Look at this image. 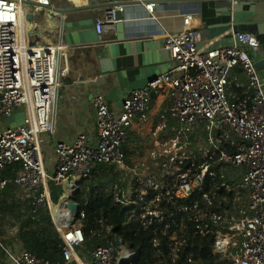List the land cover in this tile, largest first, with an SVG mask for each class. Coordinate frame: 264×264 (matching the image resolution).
Masks as SVG:
<instances>
[{
    "label": "built area",
    "instance_id": "1",
    "mask_svg": "<svg viewBox=\"0 0 264 264\" xmlns=\"http://www.w3.org/2000/svg\"><path fill=\"white\" fill-rule=\"evenodd\" d=\"M128 1L151 15L157 31L153 38L163 43L175 65L169 73L132 88L116 108L105 95L96 94L97 141L86 131L74 141H58L49 170L42 134L55 132L52 112L63 78L86 81L83 57L77 52L85 46H75L63 35L57 42L28 46L25 5L45 9L53 0H0V193L14 183L28 194L31 224L17 230L52 223L63 241L62 259L50 262L16 250L0 237V260L3 254L8 264H123L129 245L114 225L94 232L105 245L79 249L86 242L90 199L105 194L114 202L112 213L125 222L136 220L151 232L147 264H210L196 250L206 241L212 244L211 256L229 264H264V77L252 58L260 46L257 37L236 24L205 40L198 10L183 7L199 2ZM125 8L105 9L95 20L93 50L116 40V26L124 22L116 19V11L125 13ZM156 11L182 17V29L160 20ZM226 37L227 44L215 45ZM21 106L27 107L25 125L5 128L3 119ZM130 124L144 127L137 144L151 137L153 150L143 160L126 163L108 180L110 187L87 198L101 184L104 170L109 172L124 158ZM16 164L10 183L5 171ZM117 237L122 246L116 244Z\"/></svg>",
    "mask_w": 264,
    "mask_h": 264
},
{
    "label": "crops",
    "instance_id": "2",
    "mask_svg": "<svg viewBox=\"0 0 264 264\" xmlns=\"http://www.w3.org/2000/svg\"><path fill=\"white\" fill-rule=\"evenodd\" d=\"M118 1L122 0H115V2ZM146 1L148 0H144V2ZM172 1L157 0L161 5H172L174 3ZM92 2L105 4L109 0H53L52 5L45 9L30 4L24 7L23 31L28 46H33L39 42H57L62 35L66 36L68 41L75 44V46H85L77 52H80L83 57L81 65L84 68V79L86 81L75 82L72 77L63 78L52 112L55 132L53 134H42L45 165L49 170H52L56 161L55 146L58 141H74L81 131H86L93 142L97 141L96 112L93 105V97L96 94L105 95L109 105L116 108L117 103L123 100L132 88L146 85L148 82L169 73L175 65L171 61L169 52L164 49L163 43L153 38L152 34H156L157 31L152 20H150L151 15L146 9H139L134 5L127 6L125 13H123L125 38L119 39L116 28V40L111 44L104 45L98 52L92 49L96 39L94 27L95 20L104 14V9L66 14L62 17L65 20L64 27L53 25L52 20H49L52 15H59L56 12L57 10L86 6ZM183 7L198 10L200 15L197 23L205 40L219 36L236 24H239L240 31L244 30L243 32L255 35L260 46L252 53V58L257 72L264 77V0L205 1L184 3ZM27 16H30L31 20H28ZM156 16L160 20L169 23L176 31L182 29V17L172 12L161 11H156ZM65 22H70L72 25L67 26ZM228 37L223 38L215 45L227 44ZM159 93L160 90H156L154 98ZM26 119L27 107L21 106L3 119V125L5 128H22L26 123ZM130 130L131 139L125 154L130 145L134 144L138 147V151L134 153L136 160L129 161V163H132L143 160L153 149V146L147 140L141 145L137 144V134L145 131L143 126L130 124ZM126 163L120 166L121 162H119L111 167L109 172L107 171L108 173L104 174V179L108 178L113 172L114 175L116 172L121 171ZM11 167L13 172L8 171ZM15 167H19V165L9 166L5 171V176L10 183L13 182L15 177ZM117 168L118 170L115 172ZM110 189L104 188V192ZM17 190L23 191L18 185L11 183L2 193L7 194L9 201L11 191H14V194ZM21 201L28 206V209L24 211V219L28 215L30 201L23 193ZM8 214L3 216L9 217ZM20 234L15 232L2 233L0 230V237L5 239L4 243L19 250L23 249L18 239ZM9 235L15 236L9 240ZM84 247L83 245L79 249L83 250ZM0 262L8 264L9 260L2 254ZM219 262L229 264L227 261L218 258Z\"/></svg>",
    "mask_w": 264,
    "mask_h": 264
},
{
    "label": "trees",
    "instance_id": "3",
    "mask_svg": "<svg viewBox=\"0 0 264 264\" xmlns=\"http://www.w3.org/2000/svg\"><path fill=\"white\" fill-rule=\"evenodd\" d=\"M18 168L19 167L14 168L15 173ZM12 169L11 167L8 171L13 172ZM54 194L55 199H57L58 191L56 190ZM113 207L114 202L108 195L97 194L90 199L86 209L87 218L84 220L86 225L85 247L87 246L86 248L90 249L92 246L100 244L105 245V243L101 241L100 236L94 235V232L102 226L114 225V231L118 233L117 235L120 236L127 245H132L133 249L138 252V258L131 264H147V255L151 251V232L142 229L139 222L136 220L125 222L122 216L111 212ZM30 210L31 206H29V211ZM16 211H18V207L8 201L6 193L1 192L0 214L4 215L9 212L15 213ZM29 211L26 220L23 219L20 228H26L31 224ZM18 239L24 251H29L50 262H56L62 259L63 241L60 239L58 231L52 223L38 229L23 232L18 236ZM196 250H198V255L203 254L206 258L210 259V264H225L224 262L218 263V257L214 258L211 256L212 244L210 241L197 244Z\"/></svg>",
    "mask_w": 264,
    "mask_h": 264
},
{
    "label": "water",
    "instance_id": "4",
    "mask_svg": "<svg viewBox=\"0 0 264 264\" xmlns=\"http://www.w3.org/2000/svg\"><path fill=\"white\" fill-rule=\"evenodd\" d=\"M178 2H205V1H219V0H176ZM34 6H37L35 4H31ZM136 5V2H131V1H118L115 2V0H109V2L105 3V4H89L86 6H80V7H72V8H67L65 10H57V14L59 15H52L51 17H49V20H52V23H54L53 25H60L61 27H64V19L62 17H64L66 14H70V13H74V12H81V11H89V10H98V9H111L117 6H133ZM28 20H31L30 16H27ZM116 19L118 21H121L123 19V13L120 11H116ZM65 25L67 26H71L72 24L70 22H65ZM117 34L119 39H124L125 38V22H118L117 24ZM243 27V26H241ZM245 29V28H242ZM244 31V30H243ZM65 186L67 188H70V180H67L65 182ZM78 212H76V216H75V220H77L78 217ZM22 229L19 230H15V233H22L21 232ZM117 231V229H116ZM116 244L118 246H122L123 242L121 241V239L119 237L116 238ZM132 251H134L133 246L129 245V249L128 251L125 252L124 254V262L123 264H131L133 263L137 258H138V254L137 253H132Z\"/></svg>",
    "mask_w": 264,
    "mask_h": 264
},
{
    "label": "rangeland",
    "instance_id": "5",
    "mask_svg": "<svg viewBox=\"0 0 264 264\" xmlns=\"http://www.w3.org/2000/svg\"><path fill=\"white\" fill-rule=\"evenodd\" d=\"M2 124H3V121H2ZM147 142H149L152 145L151 137L147 138ZM151 150H153V149H151ZM104 173L106 174L105 170H104ZM104 177L105 176H103V178L100 180L101 184L99 185V187H97L93 192L85 195L87 198L92 197L99 190V188H102L105 186H108V187L111 186L110 183L107 184L108 181L106 179H104ZM112 178L113 177L109 178V180H111ZM104 180H106L105 183H103ZM13 192L14 191H11V193H10L9 202L11 204H15L18 207V211H16L15 213L9 212V214H8L9 217L8 216L4 217L3 215L0 214V230L2 231V233H9L10 234V233H13L15 230H17V228L20 227V225L23 222V216H25L24 211H26L28 209V206L24 205L21 201L22 193L25 194L26 198L28 197V194L25 191H20V190H17L14 194H13ZM18 194H20V195L18 196ZM24 219L26 220L25 217H24ZM13 248H15L16 250H19L16 247H13ZM80 252H81V254H84L83 251H80Z\"/></svg>",
    "mask_w": 264,
    "mask_h": 264
},
{
    "label": "bare ground",
    "instance_id": "6",
    "mask_svg": "<svg viewBox=\"0 0 264 264\" xmlns=\"http://www.w3.org/2000/svg\"><path fill=\"white\" fill-rule=\"evenodd\" d=\"M137 151H138V147L136 145H134V144L130 145L129 148L127 149V152H126L124 158L121 161L120 166H122L126 162H129L130 160H133L134 159V161H135L136 159L134 158V153L137 152ZM118 168L115 170V172L118 170ZM113 173L108 178H106L107 181L109 180V178H111L113 176ZM106 180H104L103 183H105ZM58 206H59V210L60 211H63L64 208H65V204H63V203L59 204Z\"/></svg>",
    "mask_w": 264,
    "mask_h": 264
}]
</instances>
